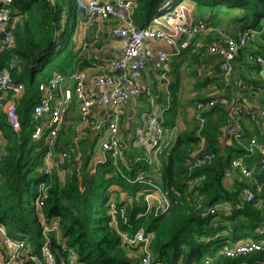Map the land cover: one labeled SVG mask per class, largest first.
<instances>
[{"label":"trees","instance_id":"obj_1","mask_svg":"<svg viewBox=\"0 0 264 264\" xmlns=\"http://www.w3.org/2000/svg\"><path fill=\"white\" fill-rule=\"evenodd\" d=\"M163 1L134 0V23L137 26L145 25ZM250 1L253 4L233 3L226 7L216 2H197L193 16L215 26L214 21L219 16L230 15L239 32L248 28H262L264 0ZM7 5L11 9L10 24L14 27L15 36L10 47L0 56V66L15 57L13 79L25 85L23 93L16 99L20 130H14L0 110V151L4 153L0 155V222L6 225L10 234H28L37 249L42 232L34 199L40 182L45 180L51 183V188L43 211L47 218L57 223L58 228L51 238L59 261L66 256L65 247L72 246L79 253L80 264H138L142 255L140 246L125 240L122 232L133 234L139 230L150 236L149 250L153 260L163 264H177L179 260L185 263L204 262L206 257L213 258L210 264H254L264 261V239L260 250L236 257L221 252L224 245L233 246L248 238L261 241L255 232L264 221V176L257 172L256 178L262 182L261 189L253 200L244 201L243 206L238 208L237 205L243 200L244 185L248 188L255 187V184L245 177L236 180L233 186L226 182V169L231 166L232 159L243 153L221 152L222 119L229 118L225 107L227 104L221 103L203 112L206 117L202 131L206 139L205 151L215 154L213 162L191 169L186 165L185 159L189 150L197 145L198 135L197 125H185L188 104L178 99L180 75L169 81L167 89H163L160 78L151 76L157 101L169 106L164 113L163 124L167 129L176 128L169 150L161 154L159 172L156 164H145L141 168L135 165L128 170L123 162L131 164L141 154V151L129 146L122 151V157L116 158L117 163L110 157L98 166L96 172H92L90 161L98 134L95 129L79 142L81 163L75 159V152L71 162L73 166L70 163L66 165L70 170L64 183L56 171L51 175L40 172L46 145L44 139L33 138L37 126L33 108L41 95L39 84L49 81L56 72L92 71L94 64L103 60L101 55L97 57L96 51L101 49L102 54V38L106 37V33L101 32L100 39L85 35L79 45L71 34L65 36L70 20L75 24L79 19L80 12L75 0H56L55 3L48 0H12ZM231 12L234 14L231 15ZM116 23L111 20L102 24L113 26ZM237 34L233 33V37H237ZM187 52L191 53V50ZM192 55L193 61L201 58L199 53ZM248 66L253 64L249 63ZM214 68L218 69L219 66L215 65ZM257 70L261 73L260 64ZM246 81L256 86V81ZM222 87L223 81L220 79L211 95L197 94L188 102L197 104L215 98ZM72 109L76 113H71ZM216 114H220V117ZM77 117V106L74 105L66 120L70 127L65 124L59 138V148L71 147L75 133V126H71ZM177 118L184 123L182 128ZM252 155V159L246 162L249 167H253L251 164L255 157L258 165V155ZM140 173L153 177L171 191H180L179 196H172V205L168 210L144 214L147 207L145 194L151 186L129 180ZM202 176L203 179L191 188L188 180ZM221 204L232 208L221 206L213 214L201 215L203 210Z\"/></svg>","mask_w":264,"mask_h":264},{"label":"built area","instance_id":"obj_2","mask_svg":"<svg viewBox=\"0 0 264 264\" xmlns=\"http://www.w3.org/2000/svg\"><path fill=\"white\" fill-rule=\"evenodd\" d=\"M11 1L0 0V33L3 32V36L0 37V56L10 47L15 36L14 27L10 24L11 9L7 5ZM48 1L55 3L56 0ZM75 2L78 10L81 9L80 25L85 32L106 21L117 22L111 26V33L118 39L119 52L100 63H95L92 71L56 72L49 81L39 84L41 95L33 108V117L37 123L33 138L44 139L46 145L40 172L51 175L56 171L60 181L64 183L70 170L66 166L67 163L73 166L71 162L75 152V159L81 163L82 151L79 142L93 129L98 134L90 161L92 172H96L98 166L108 161L110 157L117 163L116 158L124 155L122 151L127 146L141 151L131 164L123 162L128 170L135 165L141 168L145 164H156V170L159 172L161 154L169 150L175 131L165 128L164 113L169 106L157 101L158 95L154 94L144 74L149 68L156 78L166 79L172 57L185 50L200 53L201 56L209 53L221 56L219 66L222 71L223 87L217 97L197 102L195 115L198 142L189 150L185 159L190 169L212 163L215 154L205 151L206 139L202 131L206 117L203 112L218 103H229L228 91L232 83L233 61L239 50L254 40V36H259L264 42V26L248 28L239 32L237 37L224 33L220 39L209 41L206 37L214 28L204 19L193 16L187 0H164L143 26H137L132 18L134 0H75ZM100 53L101 49H97V57H100ZM251 59L260 64L261 75L264 78V56L252 55ZM15 62V57H11L0 66V110L5 114L8 124L14 130H20L21 121L16 99L23 93L25 85L13 79L12 70ZM162 84L163 89H167L168 86L163 82ZM254 88L247 83L238 86V90L242 91H251ZM262 89L264 90V87ZM143 97L149 99L150 106L139 113L135 110L131 124L135 125H128V113L133 109L132 102ZM74 105L77 106L78 117L73 123L75 133L71 147L59 148V138L64 130L69 110ZM229 111L232 122L226 132L237 140L242 136L238 122L243 117L256 122L264 120V107L249 105L241 97L233 101ZM250 144L258 145V165L249 167L243 157H236L225 171V176L230 177L238 170L243 177L255 184L256 188L244 189L243 200L237 205L238 208L243 206L244 201L253 200L262 187V182L256 178V174L259 172L264 176V145L258 144L256 138H252ZM3 154L0 151V155ZM202 179L203 176L190 178L188 180L190 187H195ZM129 180L151 186L145 194L147 207L144 214L168 210L172 205V196L180 195L178 189L171 191L144 173ZM50 188V182L41 181L34 199L42 232L37 249L28 234L13 236L6 225L0 222V264H80L79 253L74 247H65L66 256L62 261H59L53 248L51 234L57 230V223L47 218L43 211ZM221 206L232 208L227 204L213 205L203 210L201 215L213 214ZM122 235L128 242L139 244L142 255L138 264H163L161 261L153 260L149 250L150 236L143 230L133 234L122 232ZM255 235L259 236L261 241L250 238L233 246L224 245L221 252L236 257L262 249L264 221L257 228ZM212 261V257H206L204 262L185 263L179 260L177 264H210ZM254 264H264V261Z\"/></svg>","mask_w":264,"mask_h":264},{"label":"crops","instance_id":"obj_3","mask_svg":"<svg viewBox=\"0 0 264 264\" xmlns=\"http://www.w3.org/2000/svg\"><path fill=\"white\" fill-rule=\"evenodd\" d=\"M113 1V0H109ZM188 4L190 5L192 12L194 13L197 8V1L195 0H187ZM82 14L80 12L79 14V20L81 21ZM220 18L218 17L214 22L216 25H212L214 28L210 34L206 37V40H216L220 39V36L222 34H230L233 36V33L237 34L239 32V28L237 27H228L226 29H223V31H220L218 24ZM111 26L110 24H99L94 28H91L89 33L94 35L93 37L95 39L101 38V32L106 33V37L102 38L103 41V47L102 48V56L103 59H106L110 56H114L118 53L119 50V42L118 39L112 35L111 33ZM94 30V32H92ZM92 38V37H91ZM212 38V39H211ZM173 51V50H172ZM188 50L183 51L181 54H176L172 57V62L170 64V70L167 73L166 80L163 81L165 83V86H168V83L170 80L174 78V76H179L180 79H178L179 82V95L178 99L186 102L187 108L185 110V125L188 127L196 126L197 125V119L195 115L196 111V103H189L188 100L195 97L197 94H203V95H211V93L214 92V88L218 85L220 79H222V71L220 69V62H221V56L217 53H209L204 56H201V58H198L197 61H193V55L192 53H188ZM255 53V54H254ZM200 54V53H199ZM264 56V42L259 36H254V40L252 42L248 43L245 47L241 48L238 52V55L233 61V72H232V83L230 86V89L228 91V97H229V103L225 105L226 109H228L229 112V118L228 120H225V118L222 119V138H220V148L221 152L223 154H242L243 159L245 162L247 160L252 159L253 153L258 155V145H251L250 140L252 138H256L258 144L264 145V120H261L259 122H256L248 117H243L238 122V127L242 131V137L239 140H235L234 137L231 135H228L226 130L230 123L232 122L231 116H230V106L235 101L236 98L241 97L242 100L252 106H261L264 107V90L262 89L264 87V78L261 75V73H258L257 67L259 64L251 59V56ZM208 56V57H207ZM203 57V58H202ZM207 59H205V58ZM253 64V66L249 67L248 64ZM218 65L219 68L215 69L214 66ZM217 70V71H216ZM153 74L148 70L145 72L144 77L147 81V76H152ZM176 76V77H177ZM184 76L187 77L189 82L186 84L183 83ZM249 80L250 83H253L252 81H256L255 88L251 91H241L238 90V86L242 83L247 82L246 80ZM184 87H187L189 91L192 92L193 96L187 100H182V89ZM194 87V89H190ZM140 99H136L132 102L134 112L138 111L137 106L140 102ZM159 102V101H158ZM142 103V101L140 102ZM162 104L161 102H159ZM188 110V111H187ZM207 111V110H205ZM217 117H220V114H216ZM224 117V116H223ZM179 123V127L182 128L184 126V123H182V120L180 118H177ZM67 127H70L68 123L66 124ZM132 126V125H131ZM73 127V126H71ZM177 127V126H176ZM176 132V128H171ZM177 129H179L177 127ZM93 131V130H92ZM253 167L257 165V160L255 157V160H253V164H251ZM243 175L240 171H235L234 174L230 177H226V182L229 186H233L236 180H243ZM249 181H247V184ZM247 187V185H244V189ZM242 191V195H243Z\"/></svg>","mask_w":264,"mask_h":264},{"label":"rangeland","instance_id":"obj_4","mask_svg":"<svg viewBox=\"0 0 264 264\" xmlns=\"http://www.w3.org/2000/svg\"><path fill=\"white\" fill-rule=\"evenodd\" d=\"M197 2L203 3V4H210V3H220L221 6H228L230 4H244V3H249L250 5L253 4V1L250 0H195ZM234 13L231 12V15H233ZM231 16L230 15H221L219 16L220 18V22L218 24L219 28L221 29L220 31H223V29H226L228 27H232L234 26V22L231 21ZM104 23V22H103ZM91 29H89L87 32H85L81 25H80V20L78 19L76 21V23L74 24L72 20H70L69 22V27L67 28V34L65 36H67L68 34H71L73 36V38L75 39L76 44H81V42L83 41V38L85 37V35L93 37L94 35H92L91 33H89ZM94 32V30L92 31ZM230 35V34H229ZM91 52V50H89ZM147 82L149 83L150 87H152L154 85V79L150 76H147ZM189 82V80L187 79L186 76H184V80L183 83L187 85V83ZM190 89H194L190 87ZM193 96L192 92L188 90L187 87H184V89H182V100H187L189 98H191ZM180 99V98H179ZM142 103L139 102L137 109H138V113L140 111H142L143 109H147L150 106V101L147 97H143L141 99ZM188 111V110H187ZM71 113H76V110L72 109ZM41 168V167H40ZM40 171V169H39ZM257 230V229H256ZM250 239V238H248Z\"/></svg>","mask_w":264,"mask_h":264},{"label":"water","instance_id":"obj_5","mask_svg":"<svg viewBox=\"0 0 264 264\" xmlns=\"http://www.w3.org/2000/svg\"><path fill=\"white\" fill-rule=\"evenodd\" d=\"M79 12H81V9L79 8ZM3 36V32H1L0 33V37H2ZM164 80H166L165 78H163V80H162V82L164 81ZM133 115H134V110L133 109H130L129 110V113H128V125H131L132 124V122H133ZM129 131H130V129H129Z\"/></svg>","mask_w":264,"mask_h":264}]
</instances>
